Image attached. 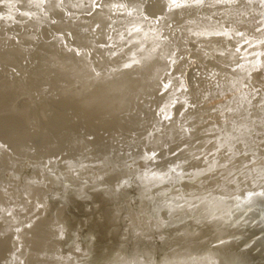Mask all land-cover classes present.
<instances>
[{"label":"bare ground","instance_id":"1","mask_svg":"<svg viewBox=\"0 0 264 264\" xmlns=\"http://www.w3.org/2000/svg\"><path fill=\"white\" fill-rule=\"evenodd\" d=\"M115 145L134 185L94 176ZM201 147L256 176L184 213L194 176L160 191L164 169ZM0 168L24 177L0 179V264H196L184 251L231 203V257L264 264V0H0Z\"/></svg>","mask_w":264,"mask_h":264},{"label":"rangeland","instance_id":"2","mask_svg":"<svg viewBox=\"0 0 264 264\" xmlns=\"http://www.w3.org/2000/svg\"><path fill=\"white\" fill-rule=\"evenodd\" d=\"M216 64H222L218 60L215 61ZM196 66H191L196 70L198 66L199 68H209L207 66H210L208 64H200L199 62L194 63ZM205 65V66H204ZM204 66V67H202ZM213 66H211L212 68ZM199 72V71H198ZM197 72V73H198ZM199 136H201V133H199ZM178 150L180 147H188V145L180 144L178 145ZM208 148V147H207ZM204 148H197V151L195 153L188 154L184 160L178 158L176 160H169L167 165V169H164V171L169 172V181L167 184H165L164 188L160 189V191H165V189L169 188L170 186L174 185L176 180L178 179H185L189 176H194L195 181V187L194 190L191 192H183L182 198L183 202L180 203V206H178L181 210H183L184 213H187L189 211V208H187V205H189L190 201L194 203H200L198 201H204L211 202L213 201L212 196L220 195L222 193V190H232L234 183L237 181V177L241 174H244L248 179L253 180L256 176V171L252 172V179L249 176V174L245 173L243 170V166L240 164L236 165V161L238 159V156L234 158V156L238 153V149L234 148L232 152L228 149V157L230 158V164L226 166L222 170H216V168L209 164L210 160H216L217 155H214V153L211 156L212 148L209 150L210 154L208 152V149ZM186 150V151H185ZM182 152H187V149L182 150ZM182 160L181 163L179 161ZM179 164H182L179 166ZM196 169V172H195ZM194 172V173H193ZM171 180V181H170ZM264 185H262L258 190H256L255 195L254 192H252L251 200L253 203H264ZM209 194H208V193ZM159 193V192H157ZM258 193H262L261 196H257ZM161 194V193H159ZM232 197V199H234ZM217 204L213 202V204L210 207H215ZM232 206H230L225 211H217L216 209L213 210V213L209 217L207 221V229H209V233L206 235V238L200 242L201 246L199 250L194 251L191 249L188 252L184 251V254H187L185 258L192 257L195 259L196 264H243L240 260L234 259L231 256L235 255L237 248V245L240 246V240L238 239L239 233V223H240V210L238 205H234L231 203ZM259 206V205H258ZM178 209V208H177ZM176 209V210H177ZM174 209L172 214L169 217L175 220L178 219L176 214H180ZM179 210V209H178ZM175 212V213H174ZM181 215V214H180ZM179 215V218H181ZM173 217H176L174 219ZM185 225V223H183ZM187 225H185L186 227ZM180 230V229H179ZM172 231H175V228L172 229ZM81 234V233H80ZM85 232L82 233L84 235ZM150 241L149 245L152 246ZM262 242V241H261ZM263 243V242H262ZM153 247V246H152ZM264 249V244L263 247ZM257 252L255 251L254 254ZM199 257H195L198 256ZM194 256V257H193ZM160 258V257H156ZM148 259V257H147ZM198 259V261H197Z\"/></svg>","mask_w":264,"mask_h":264},{"label":"water","instance_id":"3","mask_svg":"<svg viewBox=\"0 0 264 264\" xmlns=\"http://www.w3.org/2000/svg\"><path fill=\"white\" fill-rule=\"evenodd\" d=\"M68 22V20H67ZM99 29V25H94L91 27V29H88L87 32L89 33H97V30ZM16 71V70H13ZM17 73V72H16ZM107 152V151H106ZM122 152V147H120L119 145H115L112 147V149L109 150V153L112 154L111 157L115 160V166L113 167H108V168H100L99 166H103L104 165V161L100 160V162L98 164H96L94 167L99 168L98 170L100 171H96L94 176L96 178L99 179V172L101 171H105L108 172L111 176L113 175H126L128 181L130 182L131 185H134V183L138 180V173H137V166L135 161L130 158V157H122L123 155L121 154ZM25 157H27L24 152V154H21ZM25 157L22 158L23 160V172L24 175L26 174L27 176V170H28V160L25 159ZM6 170V169H5ZM3 170L2 168H0V179L3 180L4 184H6L7 180L10 179V182L13 180V182L15 181L14 185H20V178L22 179L23 176H14L11 175L10 172H8V170ZM20 177V178H19ZM24 178V177H23ZM19 182V183H16ZM86 231V229H84ZM153 247H157L158 249L162 247V241L158 238L153 239V241L151 242ZM156 257H159V254L155 253Z\"/></svg>","mask_w":264,"mask_h":264}]
</instances>
